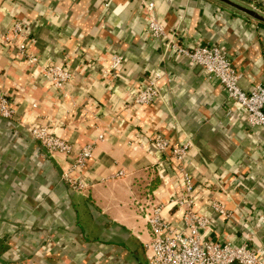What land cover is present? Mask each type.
<instances>
[{"label": "crops", "instance_id": "0c3cea01", "mask_svg": "<svg viewBox=\"0 0 264 264\" xmlns=\"http://www.w3.org/2000/svg\"><path fill=\"white\" fill-rule=\"evenodd\" d=\"M144 1L154 3L164 38L147 32ZM240 1L264 12V0ZM15 19L29 26L40 64L73 78L57 90L0 41V92L16 104L13 120L0 119V264H148L155 210L178 226L184 218L170 203L178 165L155 149L158 133L188 144L183 172L197 215L210 221L202 237L246 244L264 264V131L250 129L235 106L227 110L218 82L176 48L221 46L249 91L264 85L259 22L213 0H0V37ZM113 56L123 57L118 69ZM151 73L160 76L158 99L134 105ZM35 125L74 153L92 145L82 173L32 138ZM65 173L86 187L70 190Z\"/></svg>", "mask_w": 264, "mask_h": 264}, {"label": "built area", "instance_id": "2783aa9c", "mask_svg": "<svg viewBox=\"0 0 264 264\" xmlns=\"http://www.w3.org/2000/svg\"><path fill=\"white\" fill-rule=\"evenodd\" d=\"M142 12L146 29L151 38L165 37L162 24L155 15L153 2H142ZM32 35L29 26L23 20H13L10 29L0 37L4 47L12 51V57L23 61L32 68V75L41 73L44 79L57 90H63L72 81V74L63 67L54 64H40L37 55L29 51ZM179 54L188 58L192 67L199 68L204 77L215 79L225 97L227 110L235 106L243 115L244 123L250 128L264 131V85L257 84L249 91L238 86L240 74L235 70L229 54L214 43H196L188 47H176ZM123 57L113 56L112 68H120ZM160 76L151 73L143 80L132 102L134 105L150 104L159 97L157 83ZM15 100L0 92V119L13 120L16 113ZM230 111L227 112V114ZM32 138L37 140L48 154L64 153L71 158L70 172L82 173L85 161L91 156L92 145L87 144L80 152H73L72 145L45 127L35 125L31 130ZM155 149L167 154V166L178 165L181 176L180 190L171 194L170 203L182 210V226L175 225L161 217L156 209L148 219L151 240L144 245V254L148 264H262L257 252L250 246H232L208 238L201 232L207 228L209 219L199 217L195 210V188L191 178L183 172V164L188 151V144L171 145L163 134L152 138ZM120 175V174H119ZM70 190L78 192L86 186L79 176L68 173L62 175ZM160 209V208H159ZM223 214L222 208L217 209ZM206 217V218H205Z\"/></svg>", "mask_w": 264, "mask_h": 264}, {"label": "water", "instance_id": "95a60500", "mask_svg": "<svg viewBox=\"0 0 264 264\" xmlns=\"http://www.w3.org/2000/svg\"><path fill=\"white\" fill-rule=\"evenodd\" d=\"M217 3H220L235 12H238L240 14H243L261 24H264V14L256 11L254 8H250L246 5H243L235 0H213Z\"/></svg>", "mask_w": 264, "mask_h": 264}, {"label": "rangeland", "instance_id": "374dc122", "mask_svg": "<svg viewBox=\"0 0 264 264\" xmlns=\"http://www.w3.org/2000/svg\"><path fill=\"white\" fill-rule=\"evenodd\" d=\"M235 1H237V2H239V3H241V4H243V5H246V6L250 7L249 5L246 4V2H241L240 0H235ZM250 8H251V7H250ZM252 8H254L256 11H258V12L264 14L263 11H261V10H257V9H256L255 7H253V6H252ZM254 22H257V21H254ZM0 252H1V251H0Z\"/></svg>", "mask_w": 264, "mask_h": 264}, {"label": "trees", "instance_id": "16d2710c", "mask_svg": "<svg viewBox=\"0 0 264 264\" xmlns=\"http://www.w3.org/2000/svg\"><path fill=\"white\" fill-rule=\"evenodd\" d=\"M259 26L264 27V24L258 23ZM3 249V245H2V241L0 240V251H2Z\"/></svg>", "mask_w": 264, "mask_h": 264}]
</instances>
